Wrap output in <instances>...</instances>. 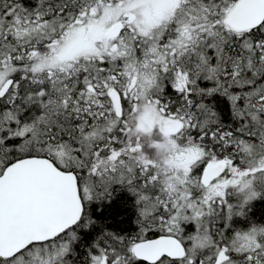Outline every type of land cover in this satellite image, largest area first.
Returning a JSON list of instances; mask_svg holds the SVG:
<instances>
[{"label": "snow or ice", "instance_id": "obj_1", "mask_svg": "<svg viewBox=\"0 0 264 264\" xmlns=\"http://www.w3.org/2000/svg\"><path fill=\"white\" fill-rule=\"evenodd\" d=\"M0 264H264V0H0Z\"/></svg>", "mask_w": 264, "mask_h": 264}]
</instances>
